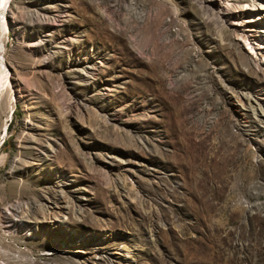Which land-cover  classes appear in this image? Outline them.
I'll list each match as a JSON object with an SVG mask.
<instances>
[{
    "label": "rangeland",
    "instance_id": "1",
    "mask_svg": "<svg viewBox=\"0 0 264 264\" xmlns=\"http://www.w3.org/2000/svg\"><path fill=\"white\" fill-rule=\"evenodd\" d=\"M263 32L264 0H0V264H264Z\"/></svg>",
    "mask_w": 264,
    "mask_h": 264
},
{
    "label": "bare ground",
    "instance_id": "2",
    "mask_svg": "<svg viewBox=\"0 0 264 264\" xmlns=\"http://www.w3.org/2000/svg\"><path fill=\"white\" fill-rule=\"evenodd\" d=\"M256 1V0H255ZM3 4V3H2ZM116 4V3H115ZM261 5H263V4H261ZM113 6V8H116V5H112ZM253 6H255V2H254V5ZM260 9V8H259ZM258 9V10H259ZM3 10V9H2ZM257 18H259V17H257ZM40 20V19H39ZM263 35H264V32H263ZM3 72H1L0 73V97L2 96V94L4 93L3 91H4V88H5V83H4V78H3V74H2ZM10 97V96H9ZM237 98V101L240 103V104H243L242 103V101L244 102V104H247L248 105V107H250V109L254 112V110H257V111H259L257 114L259 115V114H261V116L262 115H264V104H261V103H258V107L255 109L254 108V106L256 105V101H257V99L256 98H254L253 100L255 101H251V98L249 97V96H238V97H236ZM0 100H3L2 98L0 99ZM259 102V101H258ZM0 105L1 106H3L1 103H0ZM7 107V106H6ZM11 107H9L8 109H7V113H10L11 111ZM3 114V113H2ZM6 116H7V114H6ZM9 117V116H8ZM14 209V208H13ZM15 210V209H14ZM10 260V259H9ZM10 261H12V262H15V260H10Z\"/></svg>",
    "mask_w": 264,
    "mask_h": 264
}]
</instances>
